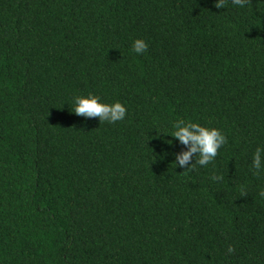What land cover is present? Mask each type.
Masks as SVG:
<instances>
[{"label":"trees","instance_id":"obj_1","mask_svg":"<svg viewBox=\"0 0 264 264\" xmlns=\"http://www.w3.org/2000/svg\"><path fill=\"white\" fill-rule=\"evenodd\" d=\"M178 120L226 136L211 164L175 167ZM257 146L264 0H0V264H264Z\"/></svg>","mask_w":264,"mask_h":264},{"label":"clouds","instance_id":"obj_2","mask_svg":"<svg viewBox=\"0 0 264 264\" xmlns=\"http://www.w3.org/2000/svg\"><path fill=\"white\" fill-rule=\"evenodd\" d=\"M249 2L250 0H214V7L224 9L230 4L235 9H243ZM148 47V43L141 38L134 39L131 43V51L137 56L146 53ZM71 105L72 113L85 118H98L100 124L122 122L128 114V109L122 102L106 103L101 100L100 96L91 92L87 95H73ZM157 132L174 137L184 146L182 151L173 154V163L175 167L179 166L188 171H195L197 165L205 167L211 164L216 159L218 150L227 143V138L220 129L206 127L198 122L178 120L167 129L157 130ZM250 170L256 176L264 172V146L256 147L252 155ZM212 179L218 181L223 177L213 176ZM258 195L264 199V189H260ZM227 251L232 253L234 248L229 245Z\"/></svg>","mask_w":264,"mask_h":264}]
</instances>
